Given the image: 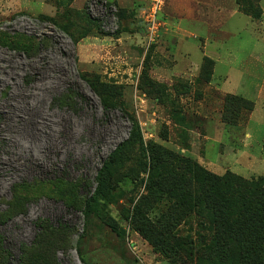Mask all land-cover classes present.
<instances>
[{
	"label": "rangeland",
	"instance_id": "1",
	"mask_svg": "<svg viewBox=\"0 0 264 264\" xmlns=\"http://www.w3.org/2000/svg\"><path fill=\"white\" fill-rule=\"evenodd\" d=\"M68 3L0 0V213L8 219L0 225V235L12 253L10 264L27 259L24 253L36 248L40 238L53 241L59 264H196L184 252L164 257L136 230L149 219L156 229L167 226L170 243L193 239L196 251L214 233L206 209L175 208L168 195L149 194L150 168H143L142 148L156 143L168 149V164L178 172L186 171L179 159L184 156L217 174L234 171L248 182L264 176V118L250 122L251 147H244L250 111L244 104L235 116L226 106L228 96L243 93L244 72L264 71V41L259 39L264 37V15L261 22L245 15L260 11L259 1L216 0V40L207 48L217 60L213 85L201 68L175 73L184 64V53L189 52L194 67L200 64L201 38L193 34L205 37L206 31L184 21L190 27L181 32L187 39L172 48L163 37L166 2L158 12L162 26L154 43L146 47L141 35L149 6L130 7L116 33L93 31L100 40L84 60L73 37L56 26L58 19L81 24V15L74 14L80 4ZM39 42L40 53L30 57L27 52ZM147 56L151 76L176 99L185 127L173 117L171 105L139 87ZM79 72L111 86L107 98L115 106L107 111ZM225 74L229 77L221 78ZM243 80L254 83L252 77ZM70 88L87 102L76 97V108L55 104L54 98ZM261 105L258 100V117ZM224 115L238 117L237 123H227ZM133 127L139 130L134 138ZM124 141L131 142L128 159L114 172L118 187L86 220L84 202L96 188L97 173ZM25 247L31 249L24 252Z\"/></svg>",
	"mask_w": 264,
	"mask_h": 264
},
{
	"label": "trees",
	"instance_id": "2",
	"mask_svg": "<svg viewBox=\"0 0 264 264\" xmlns=\"http://www.w3.org/2000/svg\"><path fill=\"white\" fill-rule=\"evenodd\" d=\"M73 1L69 0L68 7ZM108 2L118 7L119 23L121 24L122 19L127 18L128 13L131 12L121 7L117 0H108ZM74 14L81 15L80 25L67 18L68 22L66 23L59 19L56 20L59 24L56 26L72 36L77 44L86 36L94 33L95 29L105 32L101 22L90 14L88 8L74 9ZM251 15L258 19L261 18L262 9ZM0 33V36L4 35V32L0 31ZM42 45L43 43L39 42L31 52H27L28 55L32 57L39 54ZM146 59L139 87L143 91L154 94L163 104L171 105L173 117L181 126L185 127L187 125L186 118L178 109L176 99L172 98L164 84L154 80L149 72V64H147L149 56ZM214 64L215 61L212 58L204 57L201 72L202 70L207 72V81L212 78ZM79 76L100 95L107 111L111 109V106H115L107 98V92H113L111 86L100 82L99 76L93 78L82 72H79ZM76 97L87 102L86 97L70 88L67 93L55 97L54 103L76 108ZM227 102L226 106L232 110V114L235 116L239 115L241 105L245 104L249 111L255 107V102L237 94L228 96ZM225 115L224 120L227 123H237L238 117L229 118ZM131 135L132 138L139 135L137 127H133ZM130 142L124 141L119 144L99 169L96 176V188L84 202L83 214L86 220H89L92 214L97 211L95 205L107 202L117 189L118 184L114 179V172L128 159L126 148ZM142 152L145 157L143 168L145 170L150 168L149 194L168 195L173 199L175 208L181 206L182 209L186 207L206 209L214 230L210 241L196 251L193 239L175 238L170 243L166 237L167 226H164V229H156L149 219L142 220L136 225V230L153 245L157 252L166 258L184 252L190 261H195L196 264H264V176L248 182L234 171L228 170L225 174H217L207 169L199 161L184 156L179 159L183 162L186 171L178 172L168 164L166 154H172V152L161 145L152 143L148 149L143 147ZM148 155L150 158H147ZM7 220L5 213H0V225L6 223ZM165 225H169V222L166 221ZM4 239L5 237L0 235V264H10L12 253L9 248L4 246ZM35 246L36 248H34ZM35 246L32 247L34 249L27 252L29 247H25L24 257L28 258H23L20 264H59L54 256L55 244L52 240L40 238ZM173 262L175 264L176 261L173 260Z\"/></svg>",
	"mask_w": 264,
	"mask_h": 264
},
{
	"label": "crops",
	"instance_id": "3",
	"mask_svg": "<svg viewBox=\"0 0 264 264\" xmlns=\"http://www.w3.org/2000/svg\"><path fill=\"white\" fill-rule=\"evenodd\" d=\"M258 1L263 11L262 17L258 19V22H261L263 15H264V9L261 6V0H258ZM83 2L85 3V0H74L71 5L76 6L77 4L78 5L80 4L79 9H81L82 8L81 5ZM165 2H166V5H165V8L163 9L162 17L164 18L163 20H164V23L167 25V27H165V30L163 32V37H165V40L168 41V43L170 44L172 48H175V46H180L183 42H185V39H187V36L182 35L181 33V32H189L190 27H187V25L184 26L183 25L184 21H188L191 27L195 26L198 30L206 31L205 37L200 36L198 34L197 35L193 34V36L201 38L200 39L201 44L199 48L203 52V57L208 56L215 61L213 75L209 82L210 84L213 85L214 84L213 79H214L217 60L213 56L208 55L207 48L209 47L211 43L213 44V40H216L215 38L216 0H166ZM117 3L121 7L129 9L130 7H136V6H140L143 4H145V6L146 5L149 6L150 2L149 0H117ZM236 11H238L241 14H245L243 12H240L238 8L236 9ZM245 15L251 16L253 18L252 15H248V14H245ZM213 29L215 30V32ZM141 32H142L141 35L145 38V30H143V28L141 29ZM227 34L229 37L231 35L230 31H227ZM259 39L262 42L264 41V37L263 38L260 37ZM96 40L98 41L100 39L96 35H94V33H92L86 36L85 38H83L78 43L82 60L86 58V54L89 57H91L93 45L95 44L94 41ZM173 41H175V43H173ZM188 55H189V52L182 54V57H184V61H183L184 64L178 65L179 70L175 72L176 74L181 75L183 73V70L198 71V69L202 67L203 57L201 59L200 64L197 67H194L193 63L188 59ZM259 61L261 62L260 57H259ZM228 77L229 76L227 74H225L224 76H221V78L223 79H226ZM243 77L244 78L252 77L254 80V83L250 84L249 82L243 80ZM240 86H241V90H244L243 93H240V94L233 93V94L242 95L250 100L253 97L255 100H257V101H254L252 99V101L255 102V107L252 111H250V116L248 120L245 122V127L247 128V130L245 131L246 132L245 136H247V138L245 140V144L243 143V145L244 147H251V145L249 144V140H248L253 135V132L250 130V125H251L250 122L252 121L258 122V119L260 120L264 118V71L260 73V72H257V69H251L248 72L247 71L244 72L242 77L240 78ZM223 92L232 93V92H226V91H223ZM251 94H253V96ZM247 96L249 97L252 96V97L249 98ZM258 100L262 102V105H261L262 108L261 110H259V113H258L260 115L259 117L256 116V111L259 107V106L257 107ZM251 153L250 155H252ZM261 154L264 155L263 152H261Z\"/></svg>",
	"mask_w": 264,
	"mask_h": 264
},
{
	"label": "built area",
	"instance_id": "4",
	"mask_svg": "<svg viewBox=\"0 0 264 264\" xmlns=\"http://www.w3.org/2000/svg\"><path fill=\"white\" fill-rule=\"evenodd\" d=\"M149 9L146 12V47L155 42L159 36L162 21L158 16L165 0H149ZM90 14L101 22L102 29L114 34L119 29L118 7L115 4H109L108 0H89L87 6Z\"/></svg>",
	"mask_w": 264,
	"mask_h": 264
}]
</instances>
